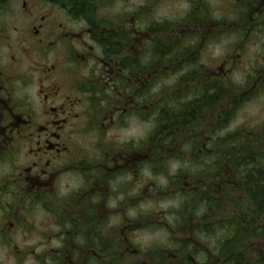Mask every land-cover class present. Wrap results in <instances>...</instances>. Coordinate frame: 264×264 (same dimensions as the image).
Wrapping results in <instances>:
<instances>
[{
	"label": "flooded vegetation",
	"instance_id": "obj_1",
	"mask_svg": "<svg viewBox=\"0 0 264 264\" xmlns=\"http://www.w3.org/2000/svg\"><path fill=\"white\" fill-rule=\"evenodd\" d=\"M116 1L0 0V253L11 258L0 264H199L194 237L207 248L199 238L207 225L193 213L181 248L143 250L133 242L146 228V209L133 217L130 209L149 194L148 148L145 137L118 142L110 132L130 117L145 120L149 87L163 69L174 74L181 64L155 57L151 69L148 46L163 36L149 29L158 22L143 28V6L135 21L130 11L116 18ZM241 3L246 24L236 29L250 34L254 19L264 17V0ZM207 20L184 28L204 33ZM220 74L221 65L204 72ZM185 134L180 128L175 136L197 138ZM148 151L152 159L163 153L161 145ZM189 177L175 179L195 190Z\"/></svg>",
	"mask_w": 264,
	"mask_h": 264
},
{
	"label": "rangeland",
	"instance_id": "obj_2",
	"mask_svg": "<svg viewBox=\"0 0 264 264\" xmlns=\"http://www.w3.org/2000/svg\"><path fill=\"white\" fill-rule=\"evenodd\" d=\"M129 9L122 11V1L117 0L115 3L114 15L121 16L122 12H129L131 19H136L134 11L139 9V6L144 7V13L142 14L143 28L146 27L147 21L151 22L155 20L169 19L172 22L181 21L183 18L193 19L200 17L208 21L205 32L201 29H195L192 33L194 35L200 34L203 36L196 45L199 55L196 60L203 63L202 66L197 62H192L191 67L198 68L199 71L206 73L219 71L221 65L220 77L211 79H205V85L208 87L207 91H211L210 84L220 83L225 85L229 92L230 99L238 103V106L233 109L232 115H229L228 120L224 124L223 128L216 130L218 127L219 119L224 118L225 109L231 108L228 98L225 100L220 99L212 102V104H204L198 111L195 118H192L187 127H182V130L186 132L187 136L196 137L197 134L202 133L199 136V143H205L201 148L198 146L197 153H211L213 141L211 140L226 136L227 132L241 131V134L250 135L252 130L258 132L264 127V17L259 15L254 19L257 28L250 34L242 33L236 29L237 26H244L247 15L244 16L245 4H242L244 0H127ZM239 2L241 5H239ZM15 5V3L13 4ZM203 7H206L204 9ZM194 11V12H193ZM134 13V14H133ZM209 13V18H208ZM264 15V14H262ZM150 18V19H149ZM250 22V20H249ZM263 23V24H262ZM184 30V32H183ZM191 29L178 28L177 36L189 37ZM153 35V34H152ZM243 38V40H241ZM201 43V44H200ZM200 44V47H198ZM224 60V61H223ZM169 74V73H168ZM226 74V75H225ZM182 75V74H180ZM159 75L156 79L157 86L155 90L163 89L164 94L161 97H157L154 101L147 102L150 109L154 110L156 103H159L164 97L172 94L174 86L171 84L172 79L169 78L166 82H161ZM174 78V77H173ZM220 78V81L218 80ZM239 85V86H238ZM239 87V88H238ZM206 92V91H205ZM191 98V97H190ZM189 98V99H190ZM165 99V98H164ZM147 105V104H146ZM163 106L162 103L160 104ZM149 108H147L148 110ZM155 114H148V118L145 120L138 117H130L128 125L123 129L113 128L111 134L117 137L118 142L143 139L145 140L155 134ZM251 131V132H250ZM242 134V135H243ZM166 135L163 133L156 134V143L154 145H161L162 155L152 159L151 153L146 150V180L149 194L145 201L140 202V206L131 207V217L141 209H146V218L141 221H145L146 228L141 229L140 236L133 240L138 246H142L143 250L147 249V246H160L164 248L177 249L181 248L183 242L181 239H185L189 236V230L191 226L187 228L186 220L191 218V205H186L185 212H182V206L185 204L186 196L191 195V192L187 187H183V181L179 183L176 181V177L183 180L186 173L191 172L196 168L192 161V156L195 153L187 152L186 149L179 146L181 137L174 136L171 142L166 143ZM257 140L258 135H255ZM254 137V135H253ZM242 136H239L240 145L242 143ZM262 142V137L258 140V144ZM154 146H152L153 148ZM178 155V156H177ZM205 157V156H204ZM208 160V158H206ZM195 165V166H194ZM229 178V177H228ZM188 179V177H187ZM190 180L191 177H189ZM186 180V179H185ZM207 180V179H206ZM210 180V179H208ZM204 181V179L202 180ZM206 181L205 183H207ZM208 184V183H207ZM228 189H230L228 187ZM240 193L237 191L231 192V198L235 202L237 196ZM223 203L222 208L216 209L215 215L203 222H200L199 226L207 225L212 228L213 236L207 234V236L201 234L200 240L205 242V246L199 241H196V250L200 249L204 253H195L196 250H192V256H195L196 261L199 264H223L228 257V251L235 246L238 249L253 248L254 250L264 247V238H258L250 236L249 233L243 231L236 232L232 238L225 244L226 235L216 228V223L225 222L226 220L239 218L241 207L233 204L232 200H225L221 198ZM230 202V203H229ZM204 208H197L196 211L202 212ZM201 214H199L200 216ZM138 224V222H136ZM244 225V223H243ZM223 229V225H221ZM135 230H138L136 228ZM232 235V234H231ZM221 240V243H217V239ZM263 242L261 243L260 240ZM260 241V242H259ZM229 243V245H228ZM146 246V247H145ZM194 247V245H193ZM187 252L183 250L179 257L181 258ZM185 257V256H184ZM37 255L35 260L37 261ZM7 261L10 258L7 254L0 253V260ZM184 259V258H183ZM181 258V261H184Z\"/></svg>",
	"mask_w": 264,
	"mask_h": 264
},
{
	"label": "trees",
	"instance_id": "obj_3",
	"mask_svg": "<svg viewBox=\"0 0 264 264\" xmlns=\"http://www.w3.org/2000/svg\"><path fill=\"white\" fill-rule=\"evenodd\" d=\"M203 8L206 9V7ZM203 20L205 18L200 17L183 18L181 21L175 22L169 19L155 20L158 22V26L149 29L151 33L162 32L163 36L161 42L151 40L152 45L148 46L147 53L152 55L151 62L148 63L151 65V69L157 68L155 57L163 59V64L170 65V62L172 63L171 58L181 64L177 68L179 71L174 72V74H172L171 69L162 70L159 77L160 81L166 82L169 78L174 79L171 84L175 90H172V94L164 97L165 99L163 98L159 103H156L154 110L150 109L147 102H153L157 97L165 95V92L163 89L155 90L158 82L155 83V79H153L154 83L151 84L146 94L147 108H149L146 118H148V114H155V134L146 139V144L148 149H153L155 152L158 150V146L154 145L157 141L156 134L168 132L165 136L166 141L163 142V145L167 146L166 143L171 142L175 139L174 136L180 133V128L187 127L193 116H196L203 105L206 103L212 104V97L220 98L221 92L223 94L227 93L228 101L232 106L230 109H225L224 118L219 119L216 130L224 127L229 115H232L234 105L238 106L237 102L232 99L229 100V92L226 89L223 90L220 83L210 84L209 98L204 99L206 87L202 84V78L205 75L203 70L199 71L198 68H195L199 63V60H196V58H199V52L196 51L194 42L186 40V33L185 36L179 37L176 35L178 28H184L185 24ZM149 23H151V20L147 21V25ZM189 38L199 39L198 35H194L192 32L189 33ZM192 62H197L193 68L191 67ZM190 73H192L191 76ZM198 79L201 80L199 83H197ZM187 82L189 85H186ZM191 82L192 85H190ZM181 85H183V88H181ZM242 134L241 131L236 130L227 132L224 137L219 136L216 139L213 137L211 139L213 141L211 153L202 152L200 154L196 152L198 146L202 147V144L199 143V136L202 133H199L194 140L181 138L179 143V146H182L187 152L195 153L194 156H191L193 163L197 165L190 174L192 179L196 181L197 187L195 190H190L191 195L186 196L182 212H185L186 205L193 203L191 213L196 218H199V214H201L200 220L203 222L212 218L216 209H220L225 205L221 198L224 197L226 201L232 200V191L240 193L235 202L232 200L236 207L240 206L242 208L239 213L240 220L235 218L225 222L222 221L223 229L219 222L215 225V229L220 228L219 231L226 235V238L224 237L225 244L239 231L249 233L253 237L264 238V127L258 132L252 130L250 135ZM258 134L257 140H254L255 135ZM239 136L243 138L241 145ZM260 137H262V142L258 144ZM152 146L154 147L152 148ZM203 179L204 181H202ZM206 181H208V184L205 183ZM198 207H202L204 210L199 213V211H196ZM202 231L205 236L207 234L211 235L209 237L218 236V232H215L217 236H213L215 233L212 234V228L208 226H204ZM223 264H264V247L262 246L256 250L253 248L237 250L235 246H232Z\"/></svg>",
	"mask_w": 264,
	"mask_h": 264
}]
</instances>
